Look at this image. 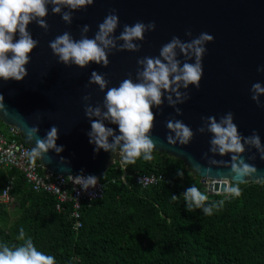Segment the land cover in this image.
I'll list each match as a JSON object with an SVG mask.
<instances>
[{"label": "water", "instance_id": "1", "mask_svg": "<svg viewBox=\"0 0 264 264\" xmlns=\"http://www.w3.org/2000/svg\"><path fill=\"white\" fill-rule=\"evenodd\" d=\"M113 9L119 18L116 35L125 24L155 22V29L146 32L144 40L138 42L139 51L113 50L106 67L90 63L80 68L57 62L49 41L65 31L79 39L84 24L90 26L87 35L92 37L98 24ZM44 19L49 26L47 31L35 22L28 25L39 43L29 54L27 75L20 81L0 80V94L4 97L0 119L3 124L18 129L24 144L32 149L51 126L58 129L56 144L63 145V151L57 154L49 150L38 159L43 167L73 177L83 170L84 175L100 178L119 158L103 150L94 153V145L86 135L90 122L85 117L84 105L102 104L104 98L97 85L88 84L91 72L104 73L108 87L118 86L129 74L135 79L137 58L158 56L161 46L173 36L187 42L205 32L214 39L206 44L200 87L189 86L190 98L177 105L182 110L180 115L166 101L159 110L153 108V127L148 135L154 150L182 160L199 178L234 183L264 180V160L254 148L245 146V152L240 155L246 163L255 166L256 172L238 176L232 172L235 161L231 154L209 152L212 134L196 131L202 124L201 117L219 119L231 111L238 131L248 136L255 129L264 144V107H258L250 93L253 83L261 82L264 86V72H257V66L264 65V0H94L93 5L74 11L70 25L50 9ZM186 32H191V36ZM85 94L90 95L87 102L82 99ZM260 99L264 102V95ZM173 118L182 120L194 131L188 145L168 143L167 136L172 133L166 122ZM33 126H38L39 132L29 140L28 132ZM253 154L255 158L250 159ZM226 187V183L216 182L213 190L224 193Z\"/></svg>", "mask_w": 264, "mask_h": 264}, {"label": "clouds", "instance_id": "2", "mask_svg": "<svg viewBox=\"0 0 264 264\" xmlns=\"http://www.w3.org/2000/svg\"><path fill=\"white\" fill-rule=\"evenodd\" d=\"M93 3L94 0H0V80L20 81L27 75L29 54L39 43L28 30L30 23L35 22L47 31L49 26L44 18L50 9L70 25L74 11L85 9ZM118 26L119 18L113 9L98 24L92 37L87 35L90 26L84 24L80 27L79 39L65 31L49 41L48 46L57 62L65 66L85 68L90 63H95L106 67L109 64L108 56L113 50L139 51L141 44L138 42L143 41L144 34L153 31L156 24L154 21L125 24L119 35H116ZM186 35L191 36V32H186ZM213 39L211 34L205 32L187 42L173 36L161 46L158 56L137 58L135 79L129 74L118 86L108 87L109 81L105 74L93 70L88 84H95L104 92L102 104L84 105L85 117L90 122V130L86 135L89 143L94 145L93 152L99 153L103 150L113 154L121 160L122 167L135 164L137 159L151 161L155 148L148 135L155 115L152 109L159 110L166 101L177 115L182 113L177 105L190 98L187 91L189 86L197 89L200 87L203 75L202 58L207 51L206 44ZM257 72H264V65H258ZM250 93L257 106L264 107V102L260 99L264 95L261 82L253 83ZM3 99V94H0V109L4 108ZM82 99L87 102L90 95L85 94ZM201 120L202 124L196 131L212 134L209 152L231 154L235 161L232 172L238 176H248L256 172L255 166L246 163L240 155L245 152V146H248L249 149L254 148L260 159L264 160V144L255 129L251 135L244 136L238 131L231 111L219 119L207 116L201 117ZM166 128L172 133L167 136L170 144L188 145L193 139L194 131L180 119H169ZM38 132V126L31 127L28 139L32 140L33 135ZM57 139L58 129L53 125L44 137L36 140L35 147L25 155L35 161L49 150L58 154L63 151V145H57ZM249 158L254 159L255 154ZM176 175L183 178L184 173L177 170ZM69 176L85 192L94 188L98 182L95 175H84L83 170L81 174ZM223 192L225 199L239 197L241 194L238 185H230ZM172 199L177 200V196L173 194ZM183 201L187 212L200 209L206 216L213 215L214 210L218 211L224 204V199L209 201L208 195L196 185L184 190ZM17 239L22 243L12 246L0 243V264H57L53 255L39 250L31 237H25L23 228H20Z\"/></svg>", "mask_w": 264, "mask_h": 264}, {"label": "trees", "instance_id": "3", "mask_svg": "<svg viewBox=\"0 0 264 264\" xmlns=\"http://www.w3.org/2000/svg\"><path fill=\"white\" fill-rule=\"evenodd\" d=\"M153 157L125 167L127 184L119 163L112 164L98 178L103 195L81 202L79 228L70 203L57 211L52 195L28 189L19 172L1 169L0 191L13 176L9 194L18 206L9 223L10 202L0 204V243L19 245L23 228L25 237L57 264H264V189L259 183L230 182L239 186V197L211 194L209 201L224 199L211 216L200 209L187 212L183 192L198 187L199 177L178 158L158 150ZM144 174L162 180L146 187L135 184L134 176ZM189 177L194 181L186 184Z\"/></svg>", "mask_w": 264, "mask_h": 264}, {"label": "built area", "instance_id": "4", "mask_svg": "<svg viewBox=\"0 0 264 264\" xmlns=\"http://www.w3.org/2000/svg\"><path fill=\"white\" fill-rule=\"evenodd\" d=\"M31 150V147L24 144L21 140L20 133L15 126L0 123V170L8 169L11 171L19 172L25 181L26 187L34 192L45 193L52 195L56 199V210L62 211L64 205L70 203V216L75 220V228L80 227L79 223V208L81 202H88L100 198L103 195L102 184L98 181L94 188H89L86 192L81 191L79 185L74 184L70 176L55 174L52 171L42 166L40 161L30 160L25 153ZM119 165L122 170L121 180L127 184L125 180L126 171L125 167ZM14 177L8 179L0 191V204L9 203L12 199L10 197V189ZM162 180L161 175L157 174H144L135 175L134 183L146 187L157 184ZM226 183L227 187L230 182L225 180H212L206 178H199V187L203 193L208 197L215 192L213 190L214 183ZM252 183V182H248ZM254 183H259L264 189V180H258ZM224 195V193H220Z\"/></svg>", "mask_w": 264, "mask_h": 264}, {"label": "rangeland", "instance_id": "5", "mask_svg": "<svg viewBox=\"0 0 264 264\" xmlns=\"http://www.w3.org/2000/svg\"><path fill=\"white\" fill-rule=\"evenodd\" d=\"M194 181V178H188L186 180V184H191V182ZM197 183H198V189L201 190V187H199V180H197ZM17 201L12 199L10 200V203L8 204V206L6 207V212H7V215H8V222L11 223L14 221V219L16 218L17 214H16V211H17Z\"/></svg>", "mask_w": 264, "mask_h": 264}]
</instances>
